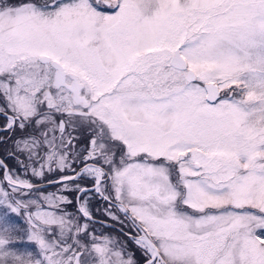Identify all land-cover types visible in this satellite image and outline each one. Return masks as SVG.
Instances as JSON below:
<instances>
[{
  "label": "snow or ice",
  "instance_id": "1",
  "mask_svg": "<svg viewBox=\"0 0 264 264\" xmlns=\"http://www.w3.org/2000/svg\"><path fill=\"white\" fill-rule=\"evenodd\" d=\"M0 146V264H264V0H0Z\"/></svg>",
  "mask_w": 264,
  "mask_h": 264
},
{
  "label": "flooded vegetation",
  "instance_id": "2",
  "mask_svg": "<svg viewBox=\"0 0 264 264\" xmlns=\"http://www.w3.org/2000/svg\"><path fill=\"white\" fill-rule=\"evenodd\" d=\"M4 154V148L2 146H0V156H3ZM11 163V162H9ZM97 215L99 216L100 214L97 213Z\"/></svg>",
  "mask_w": 264,
  "mask_h": 264
},
{
  "label": "rangeland",
  "instance_id": "3",
  "mask_svg": "<svg viewBox=\"0 0 264 264\" xmlns=\"http://www.w3.org/2000/svg\"><path fill=\"white\" fill-rule=\"evenodd\" d=\"M98 214H100V213L98 212Z\"/></svg>",
  "mask_w": 264,
  "mask_h": 264
}]
</instances>
